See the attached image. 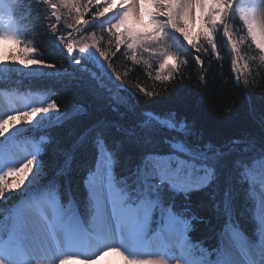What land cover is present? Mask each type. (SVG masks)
Listing matches in <instances>:
<instances>
[{"label":"snow or ice","instance_id":"1","mask_svg":"<svg viewBox=\"0 0 264 264\" xmlns=\"http://www.w3.org/2000/svg\"><path fill=\"white\" fill-rule=\"evenodd\" d=\"M38 2L47 10L45 20L49 31L64 42L69 54L74 52L71 29L75 28L81 34V30L92 21L110 16L111 19L100 30L107 37V49L102 47L103 37L97 40L93 32L90 36L81 34L82 46L78 50L84 52L89 47L86 41L91 39L92 46L108 61L111 70V62L123 53V48L131 51L134 61L137 52L142 50L160 56L162 62L158 65L155 79L167 81L173 72L178 71L181 62L179 55L174 56L171 51L175 48L179 53L172 40L173 35L197 53L203 43L216 52L214 37L218 38L221 31L235 54L236 58L232 61L234 69L241 58L242 45L259 53V59L264 62V0ZM16 4L12 0H0V24L7 17L8 27V31H0V64L54 67L43 60L30 58L36 49L14 34L13 25L17 28ZM62 8L67 10V16L60 13ZM69 19L71 23H65ZM197 23L200 24L198 29ZM61 26L68 30L67 38L57 35ZM194 59L197 64L203 63L199 55ZM252 62H255V57ZM164 69L169 70V75H161ZM114 75L123 86L120 75L115 72ZM137 91L147 98L158 94L143 88ZM112 96L114 111H118L121 106L127 111L134 110L119 93L112 92ZM57 108L55 103H51L47 107H32L18 111L15 115H7L0 120V136L20 123L32 122L41 112ZM78 108L77 114L84 111L82 105ZM152 118L138 121V126L145 128ZM175 118L176 114L172 112L169 119L160 120L177 131H186V122L180 120L177 126V123L172 122ZM115 127L124 132L126 137L133 136L132 130L124 129L119 124ZM96 146L98 157L95 171H90L83 181L87 192L84 214L79 211V201L71 191H65L57 198L56 186L25 195L22 200H10V194L23 188L32 175L35 157L29 158L19 167H9L0 173V264H67L69 257L82 255L93 244H100L101 252L106 249L107 252L119 254L122 264H237L234 250L240 253L246 264H255L251 249L264 254V157L250 165L236 161V166L243 169L242 178L249 184L248 198L253 202L254 239L246 237L230 218L216 246L205 247L203 240L193 238L194 222L202 218L190 208L177 210L174 201L166 200L165 194L167 186L184 191L185 199H188V191L206 186L213 178L212 168L202 165L206 168V172L201 173L202 182L192 184L187 181L194 170L192 162L177 159L174 155L148 152L130 171L118 175L114 171L118 163L116 152L122 145L117 143L116 148H108L103 136L98 133ZM6 176L10 179L6 180ZM228 195L226 190L225 197ZM227 203L226 199V206ZM82 215L90 217V222L82 220ZM257 236L259 243L256 242ZM122 244L136 251L129 253ZM261 264H264V260Z\"/></svg>","mask_w":264,"mask_h":264},{"label":"trees","instance_id":"2","mask_svg":"<svg viewBox=\"0 0 264 264\" xmlns=\"http://www.w3.org/2000/svg\"><path fill=\"white\" fill-rule=\"evenodd\" d=\"M46 15L45 6L38 0H19L16 5L17 25L24 24L22 40L36 49L30 58L54 67L31 65L29 73L8 67L0 69V88L43 89L50 93L45 96L44 107L51 103L58 106L38 122L20 123L0 136L32 143V157L36 158L35 164L39 163L38 174L29 181L30 186L25 184L11 193L10 200H21L47 185L56 186L59 196L65 191L73 193L82 213L87 196L83 181L95 169L99 133L108 148H116L117 143L122 145L116 152L118 163L114 171L118 175L130 171L148 152L178 153L195 158L201 164L209 163L214 175L208 185L188 191V199L184 191L166 186V200L174 201L177 210L190 208L202 218L194 222L193 238L203 240L205 247L216 246L230 218L254 239L249 184L242 178L243 169L236 166V161L250 165L264 157V62L259 59V53L240 46L241 78L238 80L232 64L235 54L229 50L222 31L218 38L214 37L216 52L203 43L197 53L174 35L173 42L179 53L175 48L172 52L174 56L179 55L181 62L169 80L155 79L160 63L158 57L154 59L140 50L134 61L131 51L125 47L111 62L112 70L121 77L122 86L96 47L98 56L88 48L80 52L79 42L75 44L71 40L74 52L69 54L64 42L49 31ZM102 28L95 24L92 30L97 40L103 37L102 47L107 49V37L100 32ZM57 35L67 38L68 30L61 26ZM196 55L200 56L202 64L196 63ZM161 75H169V72L161 71ZM114 80L117 87L113 85ZM138 88L158 94L147 98ZM112 92L119 93L134 110L127 111L121 106L114 111ZM81 105L84 111L77 114ZM172 112L176 114L173 123L178 126V121L184 120L186 131H177L158 121L159 117H169ZM149 117L153 118L148 120L147 126L140 128L137 122ZM116 124L132 130L133 136L126 137ZM21 127L24 128L19 129ZM176 143H181L186 152L177 149ZM258 240L257 236L256 242Z\"/></svg>","mask_w":264,"mask_h":264},{"label":"rangeland","instance_id":"3","mask_svg":"<svg viewBox=\"0 0 264 264\" xmlns=\"http://www.w3.org/2000/svg\"><path fill=\"white\" fill-rule=\"evenodd\" d=\"M12 2L13 3L17 2L16 5H18L19 0H12ZM62 14L64 16H67V10L62 8ZM85 18L87 19L88 17H85ZM72 19H74V13H73ZM110 19H111V17L109 16V17H102L98 20L92 21L85 29L81 30V34L90 36V34L93 33L92 28L95 26V24L99 25L100 27H104ZM67 21H68V23H71V19H69ZM6 24H7V17H5L4 22L2 24H0V31H8V27ZM199 27H200V24L197 23L196 28L198 29ZM23 29H24V24L23 25L20 24L19 26H17V28L15 27V25H13L14 34H17V33L20 34L23 31ZM71 31H72L71 40H73L75 44H76V42H79L78 43L79 46H82V45H80V44H82L81 43V34H78L75 28L71 29ZM83 31H85V32L88 31V33H83ZM194 31H195V29H194ZM173 36H172V40H173ZM86 43L89 44L88 50H90L92 53H94V55L98 56V52L96 51L95 46H92L91 39L87 40ZM29 46H31V45H29ZM229 50L232 52L230 45H229ZM171 51H173V49ZM146 54H148V53L146 52ZM148 55H150V54H148ZM161 55H162V53H161ZM150 56H153L154 59H156V57H158L160 62H162L160 59V56H157V55H150ZM153 58L149 57V60L152 61ZM103 66H104V64H103ZM5 67H8L9 69L20 70L23 73L24 72L25 73L31 72V70L29 69V66L25 67V66H21L19 64H14V63L0 64V69H3ZM240 68H241V66L239 67V62H238V64L235 67V73L238 77V80L241 78L240 77V75H241ZM22 69H23V71H22ZM167 71L169 72L168 69L162 70V72H167ZM115 81L116 80H114L113 85H115L117 87V83ZM5 98H6V95H4L3 92H0V120L5 119V117H7L6 108L9 106V103H8V100L5 101ZM25 102H27V101H24V103ZM4 107H6V108H4ZM12 112H9V113H12ZM52 112L53 111H50V110L48 112H41L42 114L39 113L34 118V120L32 122L25 123V124L26 125L34 124V122H38V119H42L44 116L47 117ZM160 119H169V117H165V118L159 117L158 121L160 123H162ZM162 125H167V124L162 123ZM22 128H24V127H21L19 129H22ZM175 145H176L177 149H180L181 151L183 150L182 152H184V151L186 152V149L184 148V146L181 143H176ZM20 156H22V153ZM38 164H35V167L32 171V175H30L28 177V180L26 182L27 187L30 186L28 184L29 181H32L33 179H35V177L38 174V171H37V170H39ZM96 165H97V162H96ZM83 213H84V210H83ZM87 219L90 222V217H87ZM257 243H259V240ZM100 247H101L100 244H93L88 250L84 251V253L82 255L69 257L67 264H122V258L119 256V254L113 253V252H107L106 249L103 252H101V251H99ZM122 247H124L125 250L128 251L129 253H133L136 251L135 249L128 246L127 244H122ZM234 255L236 256L237 264H246L245 260L240 256V253L238 251L234 250ZM251 255H252V259L254 260L255 264H261L262 260H264V254L258 253L255 249H251Z\"/></svg>","mask_w":264,"mask_h":264},{"label":"bare ground","instance_id":"4","mask_svg":"<svg viewBox=\"0 0 264 264\" xmlns=\"http://www.w3.org/2000/svg\"><path fill=\"white\" fill-rule=\"evenodd\" d=\"M254 162V161H253Z\"/></svg>","mask_w":264,"mask_h":264}]
</instances>
